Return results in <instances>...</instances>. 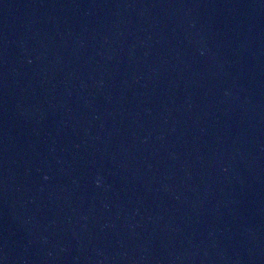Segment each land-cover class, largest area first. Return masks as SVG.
<instances>
[{
    "label": "water",
    "instance_id": "1",
    "mask_svg": "<svg viewBox=\"0 0 264 264\" xmlns=\"http://www.w3.org/2000/svg\"><path fill=\"white\" fill-rule=\"evenodd\" d=\"M0 264H264V0H0Z\"/></svg>",
    "mask_w": 264,
    "mask_h": 264
}]
</instances>
